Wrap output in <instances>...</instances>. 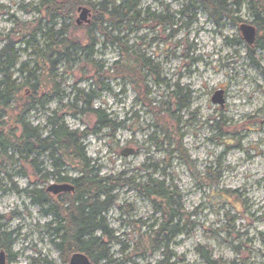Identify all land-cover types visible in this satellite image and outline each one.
Wrapping results in <instances>:
<instances>
[{"label":"rangeland","instance_id":"rangeland-1","mask_svg":"<svg viewBox=\"0 0 264 264\" xmlns=\"http://www.w3.org/2000/svg\"><path fill=\"white\" fill-rule=\"evenodd\" d=\"M77 2L68 38L83 45L86 30L81 27L87 24H75L77 8L90 9L92 19L90 5L120 0ZM39 3L0 0V51L7 48L16 59L10 71L16 86L24 82L20 69L38 76L43 104L23 119L42 137H48L47 121L54 113L70 131H94L95 118L80 101L91 93L96 96L92 107L116 124L82 143L100 178L120 176L139 187L114 189L104 214L117 239L107 247L115 264H154L162 258V249L149 241L166 218L165 206L140 192L151 189L149 179L174 192L178 197H173L172 209L187 215L167 250L174 264H264V52L247 55L240 27H254L255 39L264 33L251 24L249 4L242 1L231 9L233 18L221 17L217 26L195 2L190 8L188 0H139L138 11L169 15L172 25L122 24L114 33L121 45L97 46L90 57L76 51L54 68L30 53L44 47L49 30L55 34L58 29L47 23L42 10H34ZM186 7L187 13L179 15ZM124 48L153 68L152 74L141 71L142 86L129 85L120 76L121 64L114 65L123 61ZM218 90L223 105L211 102ZM173 91L181 95V105ZM20 92L22 96L24 89ZM7 112L0 116L16 135V110ZM130 150L131 155H122ZM30 161L36 171L0 148V224L14 240L8 264H63L52 244L55 217L42 214L27 193L56 183L50 159L33 154ZM77 168L68 163L61 177L77 178Z\"/></svg>","mask_w":264,"mask_h":264},{"label":"trees","instance_id":"trees-1","mask_svg":"<svg viewBox=\"0 0 264 264\" xmlns=\"http://www.w3.org/2000/svg\"><path fill=\"white\" fill-rule=\"evenodd\" d=\"M188 1L190 8L196 6L192 4L193 2L200 4L217 26L220 21L219 18L232 19L231 9H237L242 1H246L253 17L251 24L258 31L264 33V0H231L230 3H227L228 0ZM138 2L139 0H120L117 5L106 2L99 3L97 6L90 5L94 15L90 24L81 27L86 30L85 43L81 45L70 41L68 38L69 30L71 26H74L71 14L78 5L77 0H40L39 7L34 10H42L48 18L47 23L58 25V29L55 34L49 30L50 35L44 47L34 48L30 53L38 59L45 60L55 68L65 61H70L72 54L76 51H82L84 55L90 57L97 46L121 45L122 39L114 36V33L122 24L126 28L138 20L139 22L151 21L157 26L168 25L170 27L172 25L169 15H155L148 11L142 13L138 11ZM84 4L89 5L88 3ZM187 10L188 7L181 10L179 15L184 16ZM140 16H145L146 19L140 20ZM237 42H241V38ZM245 48L249 56L257 50L264 52V38H256L252 45H245ZM121 54H124L123 61L114 63L115 66L121 64L120 76L133 87L142 86L141 71L147 70L152 74V66L146 64L144 59L134 57L133 52L128 51L127 48H124ZM15 64L16 59L11 57L8 49H2L0 51V112L8 113V110L15 108L16 114L12 116L13 124L18 127L19 132L15 135L13 128H6V123L2 120L3 116H0V148L11 150L14 155L20 158V161L32 168L34 163L30 161V157L33 154L36 156L47 154L50 159L51 175L55 176L56 183L69 182L74 187L73 192H65L56 196L58 199L56 201L51 200L50 194L45 190L32 189L27 192L32 205L42 208V214H50L55 217L57 225L52 230L55 236L52 244L62 263H67L73 254H82L91 264H115L107 247L111 243L117 242V239L114 238L113 232L108 229L104 214L108 212L113 203L112 193L114 189L123 185L138 186L129 179H121L120 176L100 178L94 166L87 160L82 143L88 136L98 135L102 129H114L116 124L111 122L100 109L92 107L96 96L91 93L80 101L82 105L87 107V113L95 118V127L97 128L94 127V131L81 133L70 131L62 122L61 117L54 113L53 118L47 121L49 135L45 138L42 137L40 131L30 126L23 119L37 105L43 104L38 97V76L26 68L20 69L18 73L21 78L24 77V82L16 86L14 82H11L10 74ZM30 82H33V85H30ZM22 89H24V94L19 96ZM101 91H106L104 85L101 86ZM171 93L175 97L179 95L177 91ZM180 98H182L181 95H179V104L181 103ZM4 116L7 117L8 115L5 114ZM68 163L78 165L76 171L79 172V176L77 178L61 177L62 169L66 168ZM34 170L36 171V169ZM148 181L152 184L151 189L140 188V192L145 197L157 199L161 204H164L163 213L166 215L164 222L152 232L149 241L151 247L162 249L161 260L154 264H174L173 257L167 250L172 239L180 232L178 222L187 215L172 209L173 197H178L174 192L164 189L162 183L151 179ZM48 201L52 202L49 204ZM44 206L47 208L44 209ZM186 220L188 221V219ZM11 237L12 233L4 231L2 224H0V250L8 251L14 241ZM230 264L235 263L231 262Z\"/></svg>","mask_w":264,"mask_h":264},{"label":"water","instance_id":"water-1","mask_svg":"<svg viewBox=\"0 0 264 264\" xmlns=\"http://www.w3.org/2000/svg\"><path fill=\"white\" fill-rule=\"evenodd\" d=\"M76 11L78 13V17L75 20L76 25H81L83 23L84 24L90 23L91 14L88 8L80 6L77 8ZM240 31H241L244 42L248 45H252L254 42V38H255V29L252 26L242 25L240 27ZM222 95H223V91L221 90L216 91L211 98V102L213 104L223 105ZM132 153L133 152L130 150L129 152H123L122 155L126 157L128 155H131ZM46 191L53 195H57L62 192L73 191V186L70 184H60V185L52 184L46 189ZM0 264H7L6 255L3 251H0ZM67 264H91V263L88 261V259L84 255L73 254L70 257V260Z\"/></svg>","mask_w":264,"mask_h":264},{"label":"flooded vegetation","instance_id":"flooded-vegetation-1","mask_svg":"<svg viewBox=\"0 0 264 264\" xmlns=\"http://www.w3.org/2000/svg\"><path fill=\"white\" fill-rule=\"evenodd\" d=\"M254 41H255V38H254ZM254 43V42H253ZM69 183V182H68ZM55 184H58V185H60V184H65V183H55ZM72 185V184H71ZM73 190H74V187H73ZM71 192H73V191H71ZM54 197V196H53ZM56 197V196H55ZM4 253H5V255H6V263L8 264V261L10 260V258L12 257L11 255H9V252L7 251V252H5L4 251ZM68 263V262H67ZM67 263H65V264H67Z\"/></svg>","mask_w":264,"mask_h":264}]
</instances>
